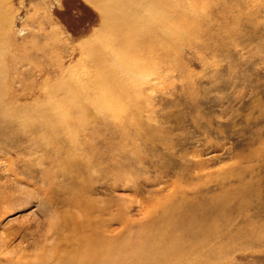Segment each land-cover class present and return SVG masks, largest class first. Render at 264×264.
<instances>
[{
  "label": "rangeland",
  "instance_id": "374dc122",
  "mask_svg": "<svg viewBox=\"0 0 264 264\" xmlns=\"http://www.w3.org/2000/svg\"><path fill=\"white\" fill-rule=\"evenodd\" d=\"M111 3L144 17L120 48L102 44ZM128 3L0 1V244L16 234L0 264L83 261L81 222L137 244L177 214L205 221L163 231L190 248L130 264H264V0ZM108 65L115 113L98 102Z\"/></svg>",
  "mask_w": 264,
  "mask_h": 264
},
{
  "label": "bare ground",
  "instance_id": "6f19581e",
  "mask_svg": "<svg viewBox=\"0 0 264 264\" xmlns=\"http://www.w3.org/2000/svg\"><path fill=\"white\" fill-rule=\"evenodd\" d=\"M131 2L133 3V0H129L128 4H131ZM142 9H143V6H141V11H142ZM101 10H102V19L104 21V24L108 25L110 27V30L112 33V36L104 38L102 40V44H104V45L105 44L106 45H116L117 48L122 47L123 46L122 44L124 43V40L117 38V36L118 35L121 36L120 33L124 32L125 30H128L129 31V37L126 38V43L128 44L129 42H131V39L133 38V36L130 35V30L132 33L133 32L136 33V29L138 27L137 24H140V22H142V19H144V17L137 16L136 14H138V13L133 11L131 8L129 10H127L125 8V5L124 6H117L116 4L114 5L111 3L108 6L104 5V7ZM128 11H130L129 14H126V12H128ZM1 18L2 17H1V11H0V22H1ZM128 18L132 22L131 24L126 22V20ZM134 33H133V35H135ZM114 38L119 39L118 42L115 41ZM95 53L96 52H94L92 55H94ZM117 55H115V61L118 60V62H116V63H121L122 62L121 60H123L121 58L122 54L117 52ZM99 56L100 55H94L93 57H96V58H93V59L98 61V60H100V57H101V56L100 57ZM119 59H121V60H119ZM125 61H124V63H125ZM101 62L103 65V60ZM129 65L130 64L127 63L126 67L123 66V67H125V70L127 71L126 76L133 79V81L136 80V77H140L141 79L144 78L146 71H141L138 73L139 76L138 75L136 76L135 66L131 67ZM99 66H101V65H99ZM142 68H143V66H142ZM110 69H112L111 65H108L107 69H102V67L99 69L100 75L98 76L99 80L97 78V80H98L97 82H98V85L100 87L98 88V90H101V96H102L104 101L102 100L101 97H98V102L101 103V105L104 109L107 110L109 108L114 112V110L112 109L113 104L117 107V109H119L120 107H123V106L120 105L119 102L117 101V95H116V93L112 87L113 84L111 82ZM77 75L79 76V74H77ZM74 76L75 75H73L72 77H74ZM148 77H149V75H148ZM77 84L73 85L76 87L75 88V94L77 93L78 89L80 88V86ZM77 86L79 88H77ZM115 86H117V85H115ZM62 90H63V88H62ZM66 92L71 93L72 90L71 89L69 91L66 90ZM1 105L2 104H0V115H3L1 113ZM2 111H5L3 116L9 115L8 108L5 110H2ZM25 114H24V116H25ZM3 119L5 120V124H9L8 119H6L5 117ZM47 128H48V125H47ZM88 210H89V208H88ZM177 211L180 212V210H178V209H177ZM181 212H182V210H181ZM179 217H181L180 218L181 222H186L187 225H189L190 227H193L194 229L195 228L199 229L200 226L205 225V224H203V223H205L204 220H201L199 223V221L191 219L192 217L184 218L182 214H181V216L179 214H177L175 216V218L173 216L171 219L168 220L167 226H165V227L164 226H159V227L153 226V228H151L150 231L145 235V238H146V240H148V242L145 241L144 239H142L139 243L136 242L137 244H129V242L124 241L121 243L120 242L119 243H112V244L108 243L107 245H105V241L102 238L100 240V236L98 235V233H96L91 228V225H86L85 222H81L80 223V229H83L84 227H89L92 230V232L89 234V237L87 239H83V241H82V247L84 248V254H85L86 258L83 261H77V260H72V258H70V257L62 255V256L57 257V258H60V260L57 261L58 263H53V264H115V260L119 261V264H123V263L130 264V263H142L143 262L142 259H144V257H147V254L150 255V258L147 260H151L154 262L156 260H152V258H153V256H155L154 255L155 253H157L158 255L163 253V254H166L167 256H169V255L173 256V253H176L177 250L182 251L183 249L190 248V246H191L187 242H183L179 238L176 239V237L173 234H172V236H168V234L163 233V231H166L165 229H168V228L173 232L174 226H175V224L177 225V222H178V221L176 222L175 219L179 218ZM86 220H88V219H86ZM104 224H105V222L103 223V226H104ZM52 226H54V225H51V230L53 228ZM55 226H56V224H55ZM177 226H179V225H177ZM60 227H61V224H60ZM54 228H56V227H54ZM98 229H99V225L97 226L96 230H98ZM41 230H43V229H41ZM49 232H51V231H49ZM161 233L163 234L165 241L162 244L163 247H162V250L160 251V249H159L160 244L156 243L158 241L156 239L157 238L156 234L162 235ZM4 235H5V238L7 239V242L4 240L2 241V239H1L2 244H0V255L4 254L6 256V260L11 261L14 259L12 257L8 256V253H9L8 241H11L16 236V234L14 232L5 231ZM39 236H41V238H44L43 235H40V233H39ZM142 236H144V235H142ZM41 245L42 244H40L39 246H41ZM44 250H45V254H44V252H42V254L40 255V260H39V254L41 253V251H39L36 254L35 258L32 260H31V258H29L28 255H26L24 253V251L17 252L16 254H14L16 256L17 262H15V263L9 262L8 264H31L32 262H34L33 264L43 263V261L47 260V258L50 256L49 254L53 253L52 249H50V250L44 249ZM147 250H148V253L144 252ZM116 253L118 254L119 258H117ZM149 255H148V257H149ZM164 257H165V255H164Z\"/></svg>",
  "mask_w": 264,
  "mask_h": 264
}]
</instances>
